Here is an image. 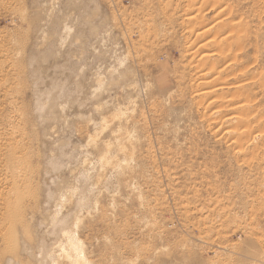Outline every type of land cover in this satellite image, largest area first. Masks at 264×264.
<instances>
[{
	"label": "rangeland",
	"instance_id": "1",
	"mask_svg": "<svg viewBox=\"0 0 264 264\" xmlns=\"http://www.w3.org/2000/svg\"><path fill=\"white\" fill-rule=\"evenodd\" d=\"M263 125L264 0H0V264H264Z\"/></svg>",
	"mask_w": 264,
	"mask_h": 264
},
{
	"label": "bare ground",
	"instance_id": "2",
	"mask_svg": "<svg viewBox=\"0 0 264 264\" xmlns=\"http://www.w3.org/2000/svg\"><path fill=\"white\" fill-rule=\"evenodd\" d=\"M222 9V8H221ZM223 11V10H222ZM222 13V12H220ZM218 14V13H217ZM222 15V14H221ZM224 15V13H223ZM193 16V14H192ZM218 17V16H217ZM226 17V16H225ZM190 18V17H187ZM198 18V16H197ZM219 18V17H218ZM221 18V17H220ZM217 21V20H216ZM230 21V20H229ZM234 21V20H233ZM218 22V21H217ZM221 22V21H219ZM245 24V23H244ZM221 26V25H220ZM198 27V26H197ZM208 27V26H207ZM208 29V28H207ZM242 29V28H241ZM199 30V29H198ZM246 31V30H245ZM197 32V31H196ZM232 32V31H231ZM209 33V32H208ZM246 33V32H245ZM216 35V34H215ZM214 36V35H213ZM231 36V35H230ZM226 37V36H225ZM196 38V37H195ZM214 38V37H213ZM220 39V38H219ZM206 40V39H205ZM217 40V39H216ZM219 42V41H218ZM204 44V43H201ZM217 45V44H216ZM207 46V45H206ZM205 46V47H206ZM191 49V48H189ZM225 49V48H224ZM241 49V48H240ZM221 50V49H220ZM190 52V51H189ZM213 52V51H212ZM209 53V52H208ZM234 54V53H233ZM235 57V56H234ZM233 57V58H234ZM202 59V58H201ZM239 59V58H238ZM196 61V60H195ZM233 61V60H232ZM205 63V62H204ZM197 65V64H196ZM222 65V64H221ZM211 67V66H210ZM223 67V66H222ZM241 71V70H240ZM199 72V71H198ZM237 72V71H236ZM235 72V73H236ZM244 76V74H243ZM204 77V76H203ZM252 80V79H251ZM199 81V80H198ZM215 82V80H214ZM240 83V82H239ZM208 85V84H207ZM218 85V84H217ZM236 85V84H235ZM213 87V86H212ZM242 87V86H241ZM237 88V87H236ZM203 90V89H202ZM200 91V90H199ZM205 94V93H203ZM242 96V95H241ZM246 97V96H245ZM249 98V97H247ZM246 100V99H245ZM254 100V99H253ZM252 100V101H253ZM210 101V100H209ZM227 101V100H226ZM214 104V103H213ZM235 104V103H234ZM242 104V103H240ZM239 105V104H238ZM239 107V106H237ZM243 108V107H242ZM245 108V106H244ZM234 109V108H233ZM247 109V108H246ZM240 110V109H239ZM243 111V110H242ZM236 112V111H235ZM232 113V111H231ZM248 113V112H247ZM228 114V113H227ZM245 115V114H244ZM219 116V115H218ZM229 117V116H228ZM231 121V119H228ZM241 121V120H240ZM251 121V120H250ZM239 122V121H238ZM252 123V122H251ZM247 124V123H246ZM243 125V124H242ZM248 125V124H247ZM246 126V125H245ZM264 126V125H263ZM235 128V127H234ZM241 128V127H240ZM239 128V129H240ZM245 131V130H244ZM258 133V132H257ZM254 134V133H253ZM245 135V134H244ZM246 136V135H245ZM229 140V139H228ZM21 143V142H20ZM17 139H13L8 143L7 153L5 154V165L0 163L1 166H5V172L4 176L1 174V178L7 187L6 193H5V199L3 207L0 208V214H6L5 216L8 217V222L10 223V228L15 230L17 228V225L19 223H24L23 219V189H25L27 186L30 185L31 179L27 177V172L30 164L28 160V153H27V147L24 144H20ZM242 150V149H241ZM29 174V173H28ZM30 175V174H29ZM0 178V179H1ZM1 182V180H0ZM1 184V183H0ZM2 186V185H1ZM5 189V188H4ZM2 194V193H1ZM0 194V195H1ZM3 199V197L1 198ZM2 202V201H1ZM3 211V212H2ZM25 211V210H24ZM8 243V242H7ZM29 246V245H28ZM27 246V247H28ZM30 247V246H29Z\"/></svg>",
	"mask_w": 264,
	"mask_h": 264
}]
</instances>
